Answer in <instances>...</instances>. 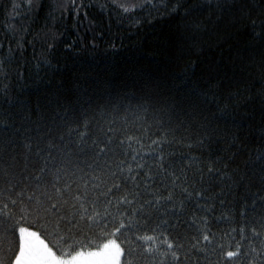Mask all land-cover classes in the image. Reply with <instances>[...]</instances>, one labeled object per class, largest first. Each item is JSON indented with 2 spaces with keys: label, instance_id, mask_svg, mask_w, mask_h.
<instances>
[{
  "label": "snow or ice",
  "instance_id": "1",
  "mask_svg": "<svg viewBox=\"0 0 264 264\" xmlns=\"http://www.w3.org/2000/svg\"><path fill=\"white\" fill-rule=\"evenodd\" d=\"M0 264H264V0H0Z\"/></svg>",
  "mask_w": 264,
  "mask_h": 264
},
{
  "label": "trees",
  "instance_id": "2",
  "mask_svg": "<svg viewBox=\"0 0 264 264\" xmlns=\"http://www.w3.org/2000/svg\"><path fill=\"white\" fill-rule=\"evenodd\" d=\"M166 27H167V25L164 22H160V23L157 24V28L158 29H164ZM113 30L115 31V26L113 27ZM126 43H128V42L126 41ZM120 55H121V57H123L125 55V53L124 52H121ZM127 55H129V56L132 55V52L131 51L127 52Z\"/></svg>",
  "mask_w": 264,
  "mask_h": 264
}]
</instances>
